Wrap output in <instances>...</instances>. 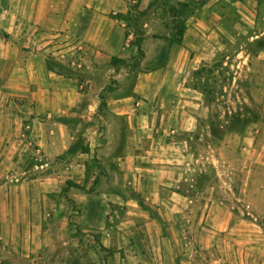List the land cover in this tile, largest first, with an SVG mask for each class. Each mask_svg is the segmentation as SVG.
<instances>
[{"label": "crops", "instance_id": "obj_1", "mask_svg": "<svg viewBox=\"0 0 264 264\" xmlns=\"http://www.w3.org/2000/svg\"><path fill=\"white\" fill-rule=\"evenodd\" d=\"M129 1L0 0V153L6 152L1 171L31 147L50 159L66 153L71 130L66 115L80 100L79 84L50 71L44 54L57 50L63 59L85 45L89 68L99 74L96 61L136 57V45L125 47L126 26L110 16L127 14ZM140 1L148 11L143 63L154 67L136 77L130 92L123 84L108 94L106 145L87 154L94 165L73 159L59 166L58 160L52 170L49 163L42 165L46 172L37 178L0 185V264L42 253L46 256L32 257V264H86L75 257L72 262L47 259L54 233L44 230V221L51 215L67 214L82 232L98 235L101 245L95 252L107 257L87 264H178V247L193 233L200 231L208 244L234 230V208L199 189L204 168L194 140L204 94L193 86L192 76L227 49L233 34L246 32V18L258 13L259 2L206 0L185 20L182 41L171 43L166 37L152 38L165 29L162 21L151 19L153 7L148 9L157 0ZM230 8L239 16L232 26L224 15ZM28 25L45 31L39 51H25L11 40ZM107 71L119 74L112 65ZM90 81L95 95L96 84ZM24 127L29 128L25 135ZM91 135L95 141L97 130ZM258 168L246 165L244 200L264 214V190L256 189ZM70 181V191L62 195ZM79 249L69 253L76 255ZM246 250V264H264V244Z\"/></svg>", "mask_w": 264, "mask_h": 264}, {"label": "rangeland", "instance_id": "obj_2", "mask_svg": "<svg viewBox=\"0 0 264 264\" xmlns=\"http://www.w3.org/2000/svg\"><path fill=\"white\" fill-rule=\"evenodd\" d=\"M258 2V13L246 18L248 24L246 32L240 36L233 34L234 37L229 39L227 49L220 52L213 63L208 64L206 71L199 76L195 74L192 76L193 86L203 94L204 90L206 91L203 118L200 117V125L194 140V149L202 156L204 168V173L198 178L199 189L205 194L212 193L219 200L224 199L234 208V230L228 231L226 236L214 237L208 244L202 240L200 231L197 234L193 233L189 236L190 239L178 247L180 248L178 264H246V260L248 261L246 248L253 244H264V214L258 213L254 206L244 200L248 182L246 165L254 164L259 167L255 174L256 189L258 193L264 190V0ZM179 3L157 0L149 5L148 9L153 7L151 19H159L165 28L152 38H155L154 36L175 38L180 24L198 9L195 4L189 8H182ZM145 8H141L140 0L129 1V11L120 20L127 29L126 48L135 45L136 40L143 34L146 36L144 17L148 11ZM224 15L229 26L239 21L238 13L232 8L227 9ZM23 27L11 40L25 51H39L38 48L42 46L38 39L46 36L45 31L32 25ZM87 50V46L77 45L74 54L70 51L68 53L70 55L63 58L65 62L57 50L44 54L50 71L74 79L79 84L80 100L66 115L71 129L65 142L68 148L66 153L50 159L34 147L19 152L8 167L10 170H0V185L37 178L46 172L47 168H41L42 165L49 163L48 168L52 170V165L58 166L56 165L60 162L58 160H61L59 166L69 164L73 159L86 161L87 166L91 161L94 165L93 159L87 154L93 148L101 149L106 145L103 123L108 94L123 84H126L130 92L136 77L148 66L154 67L152 62L144 65V59L137 61L128 58L124 59L127 64L117 66L119 74L110 76L107 70L112 65V59L96 61L99 72L103 73L101 75L89 68ZM163 62L164 60H161L157 64L161 65ZM91 79L96 84L95 95L90 93ZM34 107L35 105L31 106ZM93 129L97 130L98 134L95 141L91 138ZM28 130L29 128L24 127V135ZM5 154L2 153L1 162L6 159ZM100 166L103 174L104 168ZM72 184L70 181L62 195L67 196ZM79 187L82 191L86 190L82 185ZM200 207L203 208V205ZM44 230H51L54 233L47 258L50 262L58 259L72 262L75 257L87 264L103 259L94 249L101 245L98 235L82 232L77 220L67 214L49 216L44 221ZM76 248H80L76 255L72 251L69 253ZM241 254L242 262L239 259ZM43 256L46 254L16 256L14 264H32V257ZM104 256L103 260L107 257Z\"/></svg>", "mask_w": 264, "mask_h": 264}, {"label": "trees", "instance_id": "obj_3", "mask_svg": "<svg viewBox=\"0 0 264 264\" xmlns=\"http://www.w3.org/2000/svg\"><path fill=\"white\" fill-rule=\"evenodd\" d=\"M206 0H202L200 2H195L196 5H199V4H202V3H205ZM179 5L182 7V8H189L191 7L193 4H182V3H179ZM112 19H116V20H121L124 18V14H118V15H113L111 14L110 15ZM185 21L182 22V24H180V27L179 29L177 30V35L175 38L173 39H170L171 43H175V42H181L182 41V37H183V32H184V29H185ZM155 38H158V36H154ZM146 39V36L143 34L142 36H140V38L138 40H136L135 42V45L137 46L138 48V57H134V59H136L137 61H140L142 59L145 58V51L143 49V44H144V41ZM112 62V65L117 67V66H120V65H125L127 64V61L124 60V59H120V58H117V57H114L112 58L111 60ZM216 63V62H215ZM209 65L206 64L204 66H202L200 69H198L196 72H195V75L199 76L200 74H202V72L206 71L207 67ZM220 67H221V64H220ZM214 92V91H213ZM206 93V91L204 90V94Z\"/></svg>", "mask_w": 264, "mask_h": 264}]
</instances>
